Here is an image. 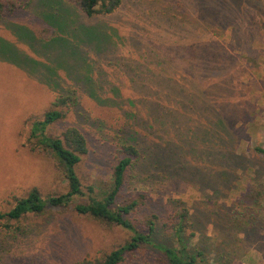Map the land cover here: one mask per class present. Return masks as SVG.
Masks as SVG:
<instances>
[{"label": "rangeland", "instance_id": "374dc122", "mask_svg": "<svg viewBox=\"0 0 264 264\" xmlns=\"http://www.w3.org/2000/svg\"><path fill=\"white\" fill-rule=\"evenodd\" d=\"M38 1L0 17V211L10 210L15 196L33 187L44 198L68 190L57 159L24 145L31 121L42 117L61 90H74L80 109L50 132L58 135L64 126L75 124L85 134L89 151L77 167L84 195L65 206H48L43 215H29L19 229L0 231V264H76L103 257L131 239V230L81 215L75 205L88 202L90 196L102 197L108 188L117 162L114 138L125 122L151 137L172 138L175 150L199 147L190 144L192 122L176 123L168 116L172 123L159 121L156 130L145 125L155 105L138 100V92L167 88L172 73L190 86L186 93L193 92L194 106L202 115H207V107L217 121L220 113L227 118L220 134L225 133V143L236 149L233 179L219 183L217 192L200 177L211 175L210 166L218 161L198 160L189 163L178 180L157 178L150 184L130 177L115 206L136 201L135 211L127 216L142 232L148 231L147 219L158 214L163 220L157 223L156 239L179 248L169 227L173 200L184 201L195 223L190 230L197 245L193 242L190 249L199 246L204 251L203 264H264V200L246 210L237 204L253 182L264 191V153L256 149L264 147V0H124L116 12L93 18L70 7L78 30L103 24L113 41L101 55L89 50L81 65L73 54L76 38L67 46L62 40L49 41L56 31L38 17ZM59 1L55 11L68 7L65 0ZM61 32L57 35L65 33ZM84 77L92 78L94 85L79 82ZM100 84L103 91L95 87ZM87 85L101 95L92 97ZM202 85L207 93H199ZM177 86L173 84L171 91ZM216 86L230 91L226 102L214 99L217 105L211 102ZM155 120L157 124L156 115ZM182 130L179 147L175 135ZM216 156L220 155L214 154V160ZM143 170L139 169L140 179ZM163 260L161 253L143 248L135 255L128 253L123 264H168Z\"/></svg>", "mask_w": 264, "mask_h": 264}, {"label": "trees", "instance_id": "16d2710c", "mask_svg": "<svg viewBox=\"0 0 264 264\" xmlns=\"http://www.w3.org/2000/svg\"><path fill=\"white\" fill-rule=\"evenodd\" d=\"M65 1L67 3L65 5L69 8H65L62 5L58 11L55 10L58 7V3L61 2L59 0H41L34 7L42 9L38 11V17L48 24V26L52 27L49 29L56 31V33L49 35L50 42L62 40L64 46H67L69 44L68 41L70 39L71 41L73 40L72 37L76 38L73 54L78 55L80 60L79 65H81V61L87 59L85 55H87L89 50L94 51V54L101 55L113 41L109 33L110 30L103 24H97L96 27H86V29L80 26L78 30L75 19L71 14L69 15L68 9H70L71 13H74L75 10H71L70 7L77 8L86 17L93 18L116 12L121 8L124 0ZM33 2L35 4V0H0V17L13 15L20 9L32 6ZM60 31L65 33L61 32L63 33L62 35H57ZM29 34L34 33L30 31ZM114 35L116 36L115 33ZM20 37H22L21 34ZM83 47L87 49L86 53H83V50H81ZM26 61L32 64L34 62L33 60V62L30 60ZM179 77L176 73H172L168 77L169 85L167 88L161 91L156 89L150 93L143 92L141 94L138 92L137 98L144 101L145 104L151 103L152 106L155 105V114L152 111V119L144 120L149 130H156L159 121L166 123V125L172 123V121L167 119L168 116H172L173 122L176 121V123L179 121L192 122L190 128H193L192 132L194 133L192 134L193 139L190 144H197L199 147L181 149L182 152L175 150L172 147L174 144L172 138L163 140L162 136L160 138L151 137L125 122L119 129L121 130L120 133L117 132L114 138L116 140L117 162L114 165L108 188L102 192V197L90 196L88 202L77 203L75 209L81 215H87L100 222L121 225L131 230L133 235L126 244L105 254L103 257L85 258L76 264H123L127 259L128 253L135 255L143 248H150L161 253V256L165 259L163 261L168 264H203L204 251L199 246L193 249L195 251H191L190 249V246L192 247V243L195 241V232L190 229L195 227V223L191 218L190 209L187 207L186 202L176 199L172 202L175 212L173 213V224L169 228L175 233L179 248L174 245L161 243L156 239L157 223L163 220L158 214H152L147 219L148 231L142 232L136 227L133 220L127 216L132 211H135L136 201L127 205L116 204L115 206L116 199L121 195L130 177L137 178V181L142 180L145 183H148L150 180L157 181V178L163 180L168 177H175L178 180V177H182V170L186 169L189 163L198 160L205 162L210 159L212 160V164L218 161L219 164L217 166H210L211 175L205 172L206 176L201 175L200 177L201 182L207 183L206 181L209 180L207 185H215L217 192H220L221 189L219 183H229L233 179V173H235L234 153H236V149L230 142L225 143V141L229 140L225 133L224 135L220 134V131L225 128L227 118L220 113V117L223 119L220 118V122L217 121L219 117L213 115V112L207 107H205L208 112L207 115H202L199 109L194 106L195 98L193 92L186 93V90L190 86ZM84 78L79 80V82L86 81L88 84L94 85L92 78L90 81ZM173 84H178V86L171 91ZM92 85H87V91L89 92L88 94L96 98V94L101 95V93L93 90ZM95 87L101 91L104 90L101 84L95 85ZM200 90L199 93H204V91L207 93L203 85L200 87ZM211 91L215 97L212 100L216 99L219 104L221 100L226 102V98H229L230 95L229 90L223 92L218 87ZM58 93L42 117L31 121V128L24 145L29 146L33 152H50L57 159L63 168L68 182V190L65 193L53 194L44 198L40 189L33 187L26 195L15 196L14 206L8 211H0V231L19 229L22 226L23 220L27 219L29 215H43L46 213L48 206H65L73 202L76 197L84 195L77 167L82 161L83 156L89 151L88 140L85 134L75 124L64 126L58 135L50 132L51 128L66 123L73 110L78 111L80 109L79 97L75 94L74 90H61ZM115 95L119 96V92L116 91ZM211 102L217 105L215 100ZM165 107H168L169 111H164ZM155 115L157 117V124H155ZM164 116L165 118L162 120L161 118ZM179 117L187 119L180 120ZM177 129L179 130V128ZM133 131L136 134L130 135ZM177 132L175 139L178 140L177 145L181 147L180 143L183 141L184 131L182 130L179 134ZM145 140H149V142ZM156 146H159V148L156 149ZM256 149L264 153L263 146H258ZM207 152L208 154H206ZM214 154H219V158L217 159L218 156H216V160H214ZM141 167L144 168V177L142 179L138 178V172ZM149 183L151 184V182ZM151 190H154V188H151ZM90 191L93 192L92 187H90ZM263 200V189L260 184L253 182L247 187L246 194L237 201V204L246 210L250 207L261 206ZM166 227L168 228V226Z\"/></svg>", "mask_w": 264, "mask_h": 264}]
</instances>
